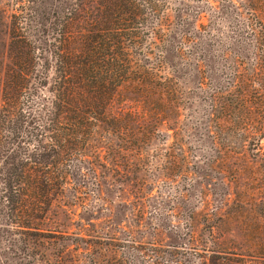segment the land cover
<instances>
[{
  "label": "trees",
  "instance_id": "1",
  "mask_svg": "<svg viewBox=\"0 0 264 264\" xmlns=\"http://www.w3.org/2000/svg\"><path fill=\"white\" fill-rule=\"evenodd\" d=\"M233 4L251 15L240 24L247 39L220 45L225 81L210 93L209 114L215 131L224 135L225 162L238 170L231 160L239 143L254 149L256 161L264 164V0ZM162 5V0H18L9 10L1 4V225L15 233L52 230L49 212L77 171L93 172L97 183L104 172L112 176L113 138L129 133L146 142L148 127L175 112L174 97H168L166 113L155 107L112 109L122 89L147 107L174 92L164 74L171 30ZM140 153L134 166L143 161Z\"/></svg>",
  "mask_w": 264,
  "mask_h": 264
},
{
  "label": "rangeland",
  "instance_id": "2",
  "mask_svg": "<svg viewBox=\"0 0 264 264\" xmlns=\"http://www.w3.org/2000/svg\"><path fill=\"white\" fill-rule=\"evenodd\" d=\"M238 1L162 0L171 30L164 74L174 92L147 107L122 89L112 109L163 112L174 97L175 112L144 124L146 142L113 138L112 176L97 183L77 171L49 212L52 230L0 224V264H264V164L240 143L231 160L238 170L225 162L224 135L209 114L210 93L225 81L220 45L247 39L240 24L251 15ZM4 3L11 10L18 0Z\"/></svg>",
  "mask_w": 264,
  "mask_h": 264
}]
</instances>
